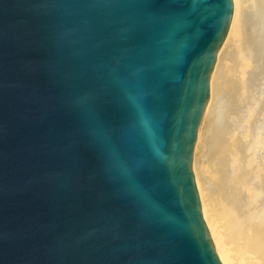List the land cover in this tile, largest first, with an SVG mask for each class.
<instances>
[{
	"label": "water",
	"instance_id": "95a60500",
	"mask_svg": "<svg viewBox=\"0 0 264 264\" xmlns=\"http://www.w3.org/2000/svg\"><path fill=\"white\" fill-rule=\"evenodd\" d=\"M233 0H0V264H223L199 171Z\"/></svg>",
	"mask_w": 264,
	"mask_h": 264
},
{
	"label": "bare ground",
	"instance_id": "6f19581e",
	"mask_svg": "<svg viewBox=\"0 0 264 264\" xmlns=\"http://www.w3.org/2000/svg\"><path fill=\"white\" fill-rule=\"evenodd\" d=\"M233 3L227 91L199 171L220 258L264 264V0Z\"/></svg>",
	"mask_w": 264,
	"mask_h": 264
},
{
	"label": "rangeland",
	"instance_id": "374dc122",
	"mask_svg": "<svg viewBox=\"0 0 264 264\" xmlns=\"http://www.w3.org/2000/svg\"><path fill=\"white\" fill-rule=\"evenodd\" d=\"M233 31H235V30H234V27H233ZM221 259H222V257H221ZM222 261H223V259H222ZM223 263H224V261H223ZM224 264H225V263H224Z\"/></svg>",
	"mask_w": 264,
	"mask_h": 264
}]
</instances>
